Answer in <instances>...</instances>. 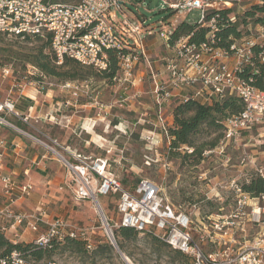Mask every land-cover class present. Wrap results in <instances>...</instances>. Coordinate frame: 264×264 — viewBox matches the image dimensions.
<instances>
[{"label":"built area","instance_id":"1","mask_svg":"<svg viewBox=\"0 0 264 264\" xmlns=\"http://www.w3.org/2000/svg\"><path fill=\"white\" fill-rule=\"evenodd\" d=\"M242 0H176L168 4L175 13L196 10L198 24L204 25L205 15L230 9ZM260 4L261 0H252ZM119 0H79L76 3L60 4L52 0H0V34L8 37L45 38L50 35V50L56 65L64 59L77 62L83 67L104 72L108 68V51L118 52L119 75L112 82L137 87L144 75L133 76V70L142 60L150 70L153 80L151 95L156 108L155 118L161 135L168 141L169 125L163 118L162 106L170 98L152 73L145 47L146 33L144 22L132 24L122 13ZM231 22L235 19L231 18ZM168 30H156L157 36L168 45ZM255 38H247L229 50L215 47L211 36L198 46L188 45L181 39L177 42L178 59L189 55L182 69L175 60H167L166 70L170 86L176 89L191 90L192 94L183 100H198L202 105H210L215 99L238 98L242 111L229 117L223 123L222 139L218 146L208 153L223 154L228 145L237 144L245 133L264 124V92L251 86V81L241 79L237 73L242 66L253 59L252 49L257 45L263 49L258 58L264 63V27L260 26ZM124 37V38H123ZM125 39L132 52L121 54L122 40ZM235 59L230 68L227 63ZM38 74L41 82H33L30 76ZM11 65H0V81L7 83L6 96H0V129L26 136L43 147L46 153L65 170L67 186L72 188L78 201H88L102 218L99 199L113 196L118 222L115 228L132 229L141 234H151L173 251L185 255L190 264H264V193L253 196L243 190L252 179L264 181V169L258 167L252 158H242L243 169L238 178L230 182L235 197L234 206L227 215L219 208L216 214L200 216L199 208L186 211L174 206L164 194L161 185L141 179L133 189H125L110 172L108 161L92 158L76 149L62 145L55 139L39 133L42 139L34 138L16 127L14 121L28 126L32 118L16 109L20 98L35 101L38 95L48 89L45 77L36 69L28 67L27 76L16 81ZM91 81L66 83L62 89H69L74 104L81 97H88ZM34 97L26 96L31 89ZM136 91L133 98H140ZM125 99L123 101H126ZM93 103L98 105L96 99ZM17 149L12 141L0 135V234H11L17 239V229L24 227L34 235L32 244L39 249H48L53 242L65 239L83 241L87 251L94 244L87 229L77 228L64 219H48L38 213H21L14 210L15 204L29 198L33 192L30 180L19 184L14 174L4 172V159L9 152ZM191 153L192 150H187ZM45 159H37L38 163ZM40 161V162H39ZM249 168V170H244ZM218 195V193H217ZM208 200V198H207ZM16 244V240H9ZM0 264H32L21 251H14L9 257L0 259ZM45 264H57L47 262Z\"/></svg>","mask_w":264,"mask_h":264},{"label":"rangeland","instance_id":"2","mask_svg":"<svg viewBox=\"0 0 264 264\" xmlns=\"http://www.w3.org/2000/svg\"><path fill=\"white\" fill-rule=\"evenodd\" d=\"M72 1L78 2L79 0ZM175 1L119 0L122 4V13L132 24H136L137 19H145L155 24L156 29L168 30V27L173 30L182 22L191 24L198 22L199 12L196 10L172 15L169 12H163L168 8V4L175 3ZM254 4L256 2L252 0H242L235 4L236 20L241 21L244 13ZM167 14L170 16L165 18ZM168 22L171 23L170 26L167 25ZM247 23V25L239 26L240 31L245 39L255 38L260 26H255L251 22ZM154 39L157 42L153 52L148 55V62L152 73L156 76L157 83L170 96L162 106L163 118L166 123H169L172 108L177 102L175 100L179 95H188L187 92L191 90L176 89L170 86L166 61L173 59L184 69L189 55H181L178 59L176 47L166 48L164 41L156 33ZM37 45L24 42L23 39L0 36V65L12 66L17 83L26 75L27 52ZM10 54L13 55L12 58L6 57ZM234 62L235 59H230L227 65L232 68ZM93 71L95 72L94 69ZM140 74H143L144 78L137 87H131L129 84L121 85L118 82L109 84L93 77L89 85V98L81 97L76 104L70 96V90L61 87L66 83L48 78L45 80V83L48 82V89L38 95L34 102L32 101V106H36L32 112L27 107V98H20L16 105L19 112L32 113L30 115L33 119L30 121L36 131L30 128L21 129L20 125L17 126L34 138L42 139L39 134L42 133L62 145L76 149L85 156L107 160L111 174L125 189L131 190L139 180L147 179L161 185L164 194L174 206H181L186 211H193V206H195L199 208L196 214L199 213L200 216L216 214L219 208H223L222 214L227 215L235 202V197L229 188L230 182L243 172L240 161L242 158H255L251 151L257 149L248 145L264 141V137L262 139L256 137L254 141L248 136L263 134L264 124L248 132L245 139L241 138L239 143L228 145L223 154H218L217 151L208 153L209 150H207L203 153L204 160L199 165L194 166L193 159H188L184 163L180 155L185 151L188 152V149L184 147L178 152L169 154L170 141L161 135L156 126L157 121L154 115L156 108L150 93L153 89V80L149 68L142 60L133 70L134 77ZM6 89L7 83L0 81L1 98L6 96ZM136 91L141 92L140 98H133ZM25 92L26 96L34 97L32 88ZM93 99H96L98 105L93 103ZM125 99L128 100L123 101ZM0 135L6 141L18 137L27 145L29 155L37 153L46 157L42 162L39 161L40 163L38 161L34 164L26 162L25 167L29 169L27 177L33 192L29 198L18 202L20 208L18 210L14 208L16 212L33 213L37 210L48 219H64L77 228L87 229L93 244L102 241L111 245L109 238L113 235L112 230L115 229L113 225L118 222L114 207L115 197L99 199L104 216L102 218L96 213L91 203L74 198L72 188L67 186L66 172L54 160L52 154L46 153L43 147H39L34 140L26 136L3 129H0ZM214 137L202 135L197 137L195 143L197 146L209 143ZM259 164L258 167L264 169V157H261ZM244 170H249V168ZM27 177L24 178L22 174L15 175L19 184H23L28 179ZM24 229V227L17 229V239L12 238L11 234H7L6 238L16 240V244H31L34 235L28 231L24 232ZM122 243L127 259L125 262L117 249L113 248V250L124 264H190L189 259L187 262L176 257L173 250L165 248L161 242H155L148 234H138L136 237L123 240ZM91 253L89 251L84 256L78 257L62 245L52 253V256L36 264L47 262L94 264ZM106 257H109V254H106ZM99 264L110 263L103 261Z\"/></svg>","mask_w":264,"mask_h":264},{"label":"trees","instance_id":"3","mask_svg":"<svg viewBox=\"0 0 264 264\" xmlns=\"http://www.w3.org/2000/svg\"><path fill=\"white\" fill-rule=\"evenodd\" d=\"M163 12H169L171 15L175 13L170 8H167ZM168 16L170 15L167 14L165 18H168ZM231 18H234L235 21L231 22ZM240 20H236L234 7L217 12H210L205 15L204 25L198 24L197 22L193 24L187 22L178 24L169 33L168 45L169 47H175L179 40L184 39L188 45L198 46L205 43L212 36L216 41L215 47L222 50H229L232 45H236V43L244 40V35L239 29L241 24L247 25V22H251L255 26L264 27V0H261L260 4L252 5ZM167 25L170 26L171 23L168 22ZM0 36L2 35L0 34ZM14 38L21 39L19 37ZM23 40L27 43L38 44L37 47L27 52L25 59L27 71L28 67H32L41 73L45 79L54 78L61 83H75L85 80L92 82L91 78L94 77L98 81L112 84V80L119 75L117 66L118 52L108 51L107 70L104 72H94L92 68L83 67L69 59H64L63 63L59 66L56 65L54 56L50 50V35L43 39L27 37L23 38ZM122 44L124 47H122L121 54L127 55L132 52L128 49L129 45H127L125 39L122 40ZM262 50L255 45L252 49L253 59L249 64L242 66L241 71L237 74L241 79L248 82L251 81L250 84L252 87L264 92V63L258 58ZM6 57L12 58L13 55L10 54ZM27 71L25 76H27ZM30 79L33 82L40 83L42 81L38 77V74L30 76ZM26 102L28 108L32 107V101L27 99ZM242 109L243 105L241 101L233 96L226 97L222 100L215 99L210 105H202L198 100L194 99L177 101L171 111L172 125L168 128V135L170 137L169 154L178 152L185 147L188 150H192V152L188 153L185 151L180 155L183 158V162L185 163L188 159H193L194 166L199 165L204 160L203 153L207 150H214L218 146L222 138L224 121L231 116L239 114ZM202 135L215 137L209 143H203L197 146L195 143L197 137ZM243 190L253 196L264 193V181L256 177L251 180L249 185L244 186ZM112 234L120 257L121 255L125 257L122 241L136 237L141 233L132 229L115 228L112 230ZM148 235L153 237L155 242H160L153 235ZM162 244L165 248H168L167 245ZM62 245L78 257H82L89 252L86 250L83 241L79 239H65L62 242H53L48 249L43 250L35 247L32 243L25 245L14 244L0 234V259L9 257L14 251H21L28 257L32 264H36V262L52 256V253ZM90 252H92L91 259L94 264H99L103 261H109L110 264H124L114 254L113 247L106 242H95L94 248ZM106 254H109V257H106ZM173 254L188 262V258L180 252L173 251Z\"/></svg>","mask_w":264,"mask_h":264},{"label":"crops","instance_id":"4","mask_svg":"<svg viewBox=\"0 0 264 264\" xmlns=\"http://www.w3.org/2000/svg\"><path fill=\"white\" fill-rule=\"evenodd\" d=\"M52 2L60 3V4L61 3L62 4L76 3L75 1H72V0H62V1H58V2L52 0ZM139 21L140 22L143 21L144 24H145L144 25L145 27L143 29V31L146 33V36H147L146 40H145V47H146L147 54L149 55L151 52H153L154 46H155V44L157 42V40L154 39L157 29L155 28V24L149 23V20L139 19ZM146 26H148V27H146ZM156 27H157V25H156ZM149 48H151V49H149ZM187 93H188V95L187 94L179 95L178 99H176L175 101H181L184 98H186L187 96H190L192 94V91H190V92L188 91ZM46 97H48V96L46 95ZM29 108H30V111L32 112V110L35 109L36 106L33 105L32 107H29ZM21 113L22 114H27L28 111L27 112L26 111L25 112H21ZM30 114L32 115V113H30ZM30 114H29V116L31 117ZM169 120L170 121H169L168 125L171 126L172 125V116L171 115L169 117ZM14 124L16 125V127H18L17 125H20L21 129L30 128V129H33V130L36 131V129L32 125L31 121L29 122L28 126H24V125H22L20 122H18L16 120L14 121ZM246 134L247 133H245L243 135V137H242L243 140L245 139V135ZM248 137H249V139H252V140L255 141L256 137L262 139L264 137V133L263 134H258V135L254 136V137L253 136H248ZM11 141L16 145L17 149L14 152H9L8 155L6 156V158L4 159V166H5L4 167V172L6 174H14L16 176L22 174L24 176V178H25V176L27 177L28 174H29V169L25 167L26 162L29 161V162L34 164L35 161H37V159H39V157H42V156L45 157V155H41V154H37V153H35L33 155H31V154L29 155L28 152H27V150H29L27 145H25V143L20 141V138H18V137L12 138ZM257 143L258 144H249L248 146H250L251 148H256L257 149V150H255L253 152L251 151V153H253V155H255V158H253V157H251V158L253 159V161H255L256 165L259 166L261 157H264V141H259ZM243 146H246V145H243ZM49 160H52V159H49ZM7 167H9V168H7ZM9 172H11V173H9ZM0 204H2L1 201H0ZM19 206L20 205L18 203H16L14 208H16V210H18V208H20ZM25 231H27V230L24 229V232Z\"/></svg>","mask_w":264,"mask_h":264},{"label":"water","instance_id":"5","mask_svg":"<svg viewBox=\"0 0 264 264\" xmlns=\"http://www.w3.org/2000/svg\"><path fill=\"white\" fill-rule=\"evenodd\" d=\"M103 218H104V217H103ZM109 241H110L111 246H112L113 248L117 249V247H116V245H115V243H114V240L112 239V236H110ZM121 257H122V259H123L124 262H125V260H127L126 257H124V256H122V255H121Z\"/></svg>","mask_w":264,"mask_h":264},{"label":"bare ground","instance_id":"6","mask_svg":"<svg viewBox=\"0 0 264 264\" xmlns=\"http://www.w3.org/2000/svg\"><path fill=\"white\" fill-rule=\"evenodd\" d=\"M93 125H94V124H93ZM92 127H93V126H92ZM95 135H96V134H95ZM93 139H94V138H93ZM99 139H100V138H99ZM94 140H95V139H94ZM92 141H93V140H92ZM97 142H98V141H97ZM97 142H96V143H97Z\"/></svg>","mask_w":264,"mask_h":264}]
</instances>
